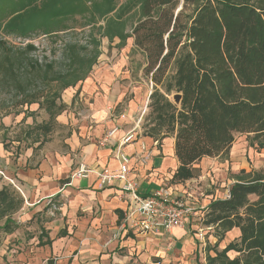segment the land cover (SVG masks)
<instances>
[{"label":"trees","instance_id":"obj_1","mask_svg":"<svg viewBox=\"0 0 264 264\" xmlns=\"http://www.w3.org/2000/svg\"><path fill=\"white\" fill-rule=\"evenodd\" d=\"M76 30L86 39L80 48L75 42L63 44L59 60L67 63L65 69L49 77L58 62L29 60L37 70L19 74L24 53L35 48L27 43L12 60L3 57L4 74L21 89L37 78L44 84L59 82L60 89L74 87L95 64L102 38L118 39L119 46L132 38L153 82L154 126L146 134L174 137L179 166L173 178L192 177L190 167L202 157L227 156L235 133L264 148V0H0L4 35L57 38ZM175 93L181 94L178 104L169 99ZM50 95L42 101L49 119L36 125L46 133L64 109L55 103L59 92ZM35 102L32 96L26 106ZM21 203L9 186L0 190V219L6 217L1 231H9V216ZM202 225L213 229L216 241L204 248V263L196 256V264H264V173L243 171L227 195L206 205ZM234 228L237 237L218 248ZM230 252L236 256L230 258Z\"/></svg>","mask_w":264,"mask_h":264},{"label":"crops","instance_id":"obj_2","mask_svg":"<svg viewBox=\"0 0 264 264\" xmlns=\"http://www.w3.org/2000/svg\"><path fill=\"white\" fill-rule=\"evenodd\" d=\"M98 78L99 74L86 78L85 92L95 89ZM143 97L141 88L135 92L128 109L119 112L114 119L109 117V109L102 101L96 100L97 104L89 107L92 110L85 113V123L68 138V151L45 152L33 165L29 163L32 147L27 146L22 155L12 157L10 149L0 142V169L5 175H0V190L9 186L22 199L18 210L9 216V231L0 230V233L7 240L23 238L28 257V263L26 258L23 263L183 264L185 260L192 264L196 256L200 261L202 245L198 234L206 228L202 225L203 212L215 197L199 202L197 195L201 194V189L198 184L207 177L213 182L208 169L212 166V170L216 164L215 157H202L192 163V177L173 178L179 166L175 139L173 136L156 139L142 133L137 121L141 107L137 106L142 105ZM121 114L125 115L123 119L119 118ZM114 126L118 128L116 133L107 137ZM131 130L134 138L122 146L129 158L128 177L135 182L141 196L168 186L174 196L192 209L199 207L200 210L194 209L182 226L157 234L120 229L124 213L133 206V201L128 192L121 190L122 181L101 185L95 172L100 168H108L111 172L118 170L115 149L119 140ZM11 142L20 143L18 140ZM141 144L151 153L145 163L139 159L143 154ZM28 147L30 152H27ZM80 163L92 172L87 177H72ZM5 219H0V226ZM232 232L238 230L234 228ZM228 241H224L221 248Z\"/></svg>","mask_w":264,"mask_h":264},{"label":"rangeland","instance_id":"obj_3","mask_svg":"<svg viewBox=\"0 0 264 264\" xmlns=\"http://www.w3.org/2000/svg\"><path fill=\"white\" fill-rule=\"evenodd\" d=\"M85 35L86 33L81 30H76V32L60 33L57 38L32 35L22 40L0 33V42H4V44H0V62L5 55H9L12 60L13 55L25 51V45L29 43L35 48L25 52L24 56L21 54L24 60L18 64L21 68L19 74L37 70L33 68V62L30 63L31 60H37L40 65L56 61L58 63L55 62L54 70L48 73L50 77L55 74V71L67 67V63L59 60L63 44L75 42L80 48L84 45ZM99 51L100 54L85 79L78 82L76 86L65 89H60V84L56 81H48V84H44L45 81L41 78L27 83L23 89L18 88L15 86L14 78L5 75L0 66V142L5 148L10 149L12 157L22 155L26 150L25 147L30 146L33 151L29 163L33 165L44 157L45 152L68 151V138L73 132H78L81 123H85L87 119L85 113L92 110L89 108L90 105L97 104L96 100L102 101L104 107L109 109V117L114 119L119 112L128 109L129 102L134 101L135 92L140 91L141 88L143 89L144 101L142 105L140 103L141 106H137L141 107V109L139 108L140 114L137 112L139 115L137 121H139V126L144 135L149 128L154 126V118L149 107L151 102L149 95L153 91V82L150 75L145 74L146 59L139 50L133 48V39L128 38L125 45L119 46L118 39L108 42L106 38H102ZM4 63L7 64L6 61ZM97 74H99V80L96 82L95 89L91 92H85L84 81L89 76ZM22 77H19V83H23ZM53 92H59L60 97L55 100V103H63L64 109L59 116L57 115L55 121L51 122V128L46 133L37 128L36 125L48 121L49 115L45 110V103L42 101L45 97L51 98L50 94ZM172 95H169V99L173 102ZM32 96L37 98V102L26 106V101ZM234 137L228 155L215 157L216 164L213 165L212 170V166H209L208 170L211 171L213 182L209 177L199 182L198 186L201 189L199 191L201 194L197 195L199 202L204 203V200H209L211 197L220 198L227 195L229 187L240 174H243V171L245 173L256 171L264 173V148L258 147L255 142L250 143V138L246 134L235 133ZM15 140L20 143L13 144L11 142ZM41 141L42 145L37 146ZM30 147H28L27 152H30ZM196 210L198 211L200 208L197 207ZM207 228L201 231L202 252L200 253V261L202 263H204L203 249L207 246L211 247L216 241L213 229ZM237 235L238 232H232V230L227 232L224 239L219 242L218 247L221 248L224 241L233 240ZM26 246L23 238L7 240L0 233L1 264H26L23 263L25 258L28 263V257L25 254ZM210 254L213 255V252L210 251ZM228 255L230 258L236 256L233 252L228 253ZM160 264L165 263L160 262ZM183 264L190 263L184 260ZM192 264H196V261L193 260Z\"/></svg>","mask_w":264,"mask_h":264},{"label":"built area","instance_id":"obj_4","mask_svg":"<svg viewBox=\"0 0 264 264\" xmlns=\"http://www.w3.org/2000/svg\"><path fill=\"white\" fill-rule=\"evenodd\" d=\"M125 117L124 114L119 116L120 119ZM117 127L114 126L108 133L107 137L113 136ZM134 138L133 130L127 132L117 143L115 149V159L118 163V170L111 172L108 168H100L96 171L97 179L101 185L111 184L114 180L122 181L121 190L128 192L130 199L133 201V206L129 207L123 216L121 230L133 229L140 233H160L161 231H170L174 227L182 226L187 217L192 214L193 209L188 206L185 201L174 196L168 186H163L155 189L151 194L141 196L137 192L136 184L128 177L129 158L123 152L122 146ZM143 150L142 156L139 157L142 163L147 162L151 157L148 149ZM92 170L85 164L80 163L77 171L72 174V177H87ZM0 175L5 177L0 169ZM10 183L14 186L12 179ZM198 239L202 240V234L199 232ZM43 264H49L44 262Z\"/></svg>","mask_w":264,"mask_h":264},{"label":"water","instance_id":"obj_5","mask_svg":"<svg viewBox=\"0 0 264 264\" xmlns=\"http://www.w3.org/2000/svg\"><path fill=\"white\" fill-rule=\"evenodd\" d=\"M181 8V4L178 6V8L176 9V12ZM181 99V94L180 93H175L172 95V100L175 104H178L180 102Z\"/></svg>","mask_w":264,"mask_h":264}]
</instances>
